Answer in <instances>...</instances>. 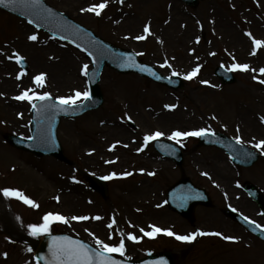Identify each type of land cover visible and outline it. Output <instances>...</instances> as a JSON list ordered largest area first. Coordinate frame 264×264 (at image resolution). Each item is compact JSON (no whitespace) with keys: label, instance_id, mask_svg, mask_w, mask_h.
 I'll list each match as a JSON object with an SVG mask.
<instances>
[{"label":"rangeland","instance_id":"1","mask_svg":"<svg viewBox=\"0 0 264 264\" xmlns=\"http://www.w3.org/2000/svg\"><path fill=\"white\" fill-rule=\"evenodd\" d=\"M45 1L91 28L106 41L135 51L140 61L154 66L165 76L182 77L184 83L181 89L172 90L136 74H119L106 66L99 82L104 98L102 105L73 119L62 118L58 125L57 135L66 162L16 150L6 142L5 134L29 137L31 117L30 104L26 102L20 106L23 100L16 97L26 90L28 94L48 92L55 98L74 96L75 91H88L86 75L82 74L81 68L87 64L88 71L91 66L87 58L70 44L0 12V74L1 77L7 74L8 81H15L14 86L8 89L2 88L0 82V142L5 148L0 151V189H17L37 205L33 207L16 196L6 197L0 192L12 223L34 240L29 243L19 240L0 222V264H39L33 257L32 247L42 235L52 231L68 232L96 247L94 237L106 243H119L123 238L124 256L113 253L121 258H137L154 251L170 250L176 264H264V243L226 216L223 210L229 206L264 226V214L241 188L244 182H251L264 197V148L257 150L254 147L256 141L264 139V122L260 119L264 117V84L259 82L264 79V73L259 71L264 68V43L257 47L255 54H252L253 47L249 46L238 53L236 49L243 42L229 40L223 35L225 27L226 31L251 33L247 37L252 44L253 39L264 41V0H199L194 7L180 0H106L99 16L81 9L105 0ZM217 13L224 21L221 25L217 23ZM145 24L149 25V33L143 31ZM32 34L37 36L35 41L28 39ZM136 36L145 38L137 40ZM16 54L26 61V72L15 62ZM165 60L171 67L164 65ZM234 63L247 64L249 68L232 69ZM197 64L200 66L197 74L186 79V74ZM218 65L232 69L236 82L221 85L213 74ZM17 72L20 76L16 75ZM42 72L45 73L44 82L38 85L33 77ZM160 98L176 107L167 112L155 109ZM7 99L12 100V104ZM81 100L82 97L76 102ZM105 117L114 118L119 128L138 142L140 158H149L154 153L152 143L157 138L145 143L146 134L162 131L164 137L169 138L173 130L198 128H207L232 138L239 135L241 143L258 152L260 157L254 166L242 168L234 165L222 150L198 146V137L189 136L181 138V143L173 140L183 153L180 167L164 159L168 162L167 168L150 170L144 167L145 175H140L136 165L127 164L125 173L130 175L113 176L107 167L103 170L93 162L83 167L74 152L79 143L80 148L92 146L90 149L96 155L97 148L91 135ZM104 137L105 142L122 140L113 131ZM129 138L124 142L127 143ZM114 152L117 153V149ZM215 155H222L230 168L232 185L228 189L222 187L223 191L217 188L214 174L205 161ZM61 172H68L72 180L84 183L89 200L82 204L90 205L89 208L78 207L69 212L59 203L55 185L58 182L56 175ZM182 175L205 188L212 200L210 206H196L191 219L183 218L165 203L166 188ZM105 176L111 178L104 179L106 192L101 195L90 186L89 179ZM140 180L148 182L156 190L154 209L160 213H153L154 209L149 207L138 214L129 207L135 196L126 193L125 189ZM233 193L240 198H233ZM48 212L58 213L66 219L70 215L87 216L88 219L67 220V223L53 221L49 232L30 235L28 225L43 223L42 218ZM110 223L111 228L108 227ZM151 225L170 229L178 235L197 229L222 235H200L191 241H180L164 233L145 236L140 229L151 231ZM129 232L140 239L129 240ZM223 236L237 239L224 240Z\"/></svg>","mask_w":264,"mask_h":264},{"label":"water","instance_id":"2","mask_svg":"<svg viewBox=\"0 0 264 264\" xmlns=\"http://www.w3.org/2000/svg\"><path fill=\"white\" fill-rule=\"evenodd\" d=\"M184 1L189 4H194L196 0ZM0 6L4 7L3 5ZM4 8L22 16H25L34 25L42 27L53 34H57L60 37L71 41L74 45L84 50L93 63V68L88 73L89 87L91 92L90 99L86 100L83 104L77 106H61L60 108H57L58 104L54 102H48L47 100L43 101L42 108L37 107L34 111V118L32 122L33 139L21 140L18 138L15 139L13 137L9 139L18 147L24 148L26 150H31L32 152L37 154L52 153L59 158H63L61 148L57 142L55 134L59 118L61 115H77L79 113H82L86 109L95 108L99 106V104H101L102 96L97 86V81L99 78L100 71L106 63H109L110 66L114 67L120 72L130 70L138 71L143 75H149L157 81L166 82L163 78L159 77L156 72V75H152L151 72L140 71L139 67L137 66H126L129 61L133 62L134 65L142 64H139L136 61L135 55L131 52L119 50L113 47L112 45L104 42L92 31L78 25L65 15L55 11L54 9L46 5L42 0H40L39 5H33L30 0H22V2L18 5H13L11 7ZM46 9H51V13L46 12ZM48 18L52 19L53 22L48 20ZM89 52H91L92 55H89ZM147 67L150 68L152 72H154L151 67ZM224 81H231V78H225ZM210 136L211 135L208 134L205 137ZM216 136L224 139V137L221 135ZM226 140L231 142V140L229 139ZM209 143L212 142L207 141L204 137L200 141V144ZM255 159V156H251L248 158L234 156V161L243 165H250L255 161ZM178 163H180V158L178 159ZM249 190L256 197L254 187L252 188L250 185ZM167 201L172 208L178 210L184 216H190L193 207L197 203H209V200L205 195L204 190L193 187L187 179H182L175 186L173 191L168 194ZM239 221L246 225L248 229H250L252 232L264 239V232L256 229L255 227L250 226L249 224H246L243 220ZM54 236H66L71 238L70 236L65 234L46 236L36 253V257L43 264H48V261L51 259L49 244L51 242V238ZM71 239L77 240L78 238ZM161 258L166 261V264H174L173 256L170 252L151 254L148 257L142 258L139 261L121 260L116 258L114 259L122 261L123 264H157V262Z\"/></svg>","mask_w":264,"mask_h":264},{"label":"bare ground","instance_id":"3","mask_svg":"<svg viewBox=\"0 0 264 264\" xmlns=\"http://www.w3.org/2000/svg\"><path fill=\"white\" fill-rule=\"evenodd\" d=\"M218 18L217 23L219 25L223 24L222 16L217 13ZM264 18V15H262ZM227 36L229 40H233L236 42H243L242 46L239 49H236L238 53H241V50H247V47H253L252 42L248 41L246 33H238L235 30L228 29L226 31L225 27H223V35ZM238 47V46H237ZM4 77H1L2 88L8 89L14 86V82L8 81L7 74H3ZM59 82V81H58ZM59 83H62L61 81ZM17 87V86H16ZM8 102L12 104V100L7 99ZM169 104L165 98H160L157 100L155 109H160L162 111L170 110L169 108H165L164 106ZM25 105L24 102L20 103V106ZM245 108V107H244ZM13 112V111H12ZM159 112L155 111V113ZM170 112V111H169ZM13 116L18 117L17 114L13 113ZM111 131L115 132V136H119L122 140H111L105 142L104 135L109 134ZM112 134V133H111ZM110 134V135H111ZM127 136V137H126ZM161 136V139H169ZM104 137V138H103ZM125 138H129V135L125 132V130L119 128L116 123V120L112 117H105L100 125L94 130L91 135V140L96 144L97 153L95 155V151L90 149L92 146L85 145L81 147L77 144L74 149L75 154L78 155L79 159L82 161L83 167L87 166L88 162H93L97 167L103 168V170L108 169L110 175L115 173L116 175L124 174L126 170L127 164H132L137 166V172L140 175H145L144 171H141L142 168H149L150 170H159L168 167V162L164 161V158L158 156L156 153H152L149 158H140L141 148L138 146V142L134 139L129 138L128 142ZM134 140V141H133ZM134 142V143H133ZM120 147V148H119ZM117 149V153H115V149ZM140 149V151H137ZM163 160V161H162ZM166 160V159H165ZM206 163L208 164L211 172L214 174V180L216 181V186L219 190L223 191L224 189H228L231 187L232 183L230 168L224 162V158L222 155H215L212 158H206ZM114 175V176H116ZM57 183L55 185V189H57L58 200L59 203L67 209L69 212L78 209V207L85 208L83 205L85 201L89 200V197L86 194V189L84 187V183L81 180H72L71 176L68 172L57 173ZM223 187V188H222ZM147 191V197H146ZM126 193H131L132 196H135L133 199V204H130L129 207L134 209L135 213H142L145 210L143 208L152 207L156 208L157 197L156 190L146 181H137L132 184L130 187L125 189ZM136 193V194H134ZM231 194V193H230ZM233 198L239 199L240 196L233 193ZM226 198H229L228 196ZM90 206V205H89ZM89 206H87L89 208ZM156 209H154L155 213ZM160 213L159 211H156ZM165 213L162 212L161 216L164 217ZM70 215V214H69ZM80 216V215H77ZM217 218V215L214 216ZM67 220H72L71 215L67 218ZM206 220H209L206 217ZM0 222L4 225L8 231L15 233V237L21 241L26 243L34 242L32 238L25 232L20 229L16 225H14L11 221V218L8 214V209L6 202L3 201L0 196Z\"/></svg>","mask_w":264,"mask_h":264},{"label":"snow or ice","instance_id":"4","mask_svg":"<svg viewBox=\"0 0 264 264\" xmlns=\"http://www.w3.org/2000/svg\"><path fill=\"white\" fill-rule=\"evenodd\" d=\"M22 0H0V5H3L4 7H11L13 5H18L21 3ZM30 2L33 5H39L40 0H30ZM122 2V0H121ZM106 6V0L105 2L99 3V4H92L90 5L87 9L82 8L81 11H88V12H94L97 16L101 15V9H103ZM48 13H51V9H46L45 10ZM31 23V21H29ZM199 23V21H198ZM144 33H149V25L145 24ZM247 35L251 36V33H246ZM144 36H136L135 39L137 40H142L144 39ZM28 39L31 41H35L37 39V36L35 34L29 35ZM197 41H199V37L196 38ZM264 41H261L259 39H253V49H252V54H255L256 49L258 46H260ZM191 51V50H190ZM89 55H92L91 52H89ZM11 58V57H9ZM15 59L17 63H20L21 60L23 59L19 54L15 55ZM164 65H167L168 67H171V65L168 64L167 60H165ZM164 65H161L162 67ZM126 66H137L139 67L140 71H148L151 72L152 75H156L155 72H152L150 68L144 65H134L133 62L129 61V63ZM199 65L197 64L196 67H194L191 71H189L186 74V79H192L196 74L199 69ZM232 69H241V70H247L249 68V65L247 64H238L234 63L231 65ZM87 69L88 65L85 64L81 68L82 74L87 75ZM259 71L261 73H264V68H260ZM175 74V73H174ZM45 78V73H40L37 76L33 77L34 81L37 84L42 85L44 82ZM159 78V77H158ZM253 79H256V77H253ZM261 84H264V79L259 81ZM201 83H208V81H201ZM83 97L84 99H90L89 92L87 90L81 92V91H75L74 96H60L57 97L59 104L60 105H75L77 98ZM50 98V93L48 92H43L40 95H35L31 96L28 94V91H23L20 93L19 96L16 97L18 100H29L32 101L33 99H38L41 101H46L49 100ZM32 107L35 109L37 108V105L35 103L32 104ZM165 108H175V104H166L164 106ZM261 121L264 122V117H260ZM210 133V129L207 128H198L194 129L191 131H179V130H173L169 136V139L175 140L177 143H181V138H187L189 136H195V137H200V136H206ZM165 135L164 132L162 131H155L152 132L151 134H146L144 136V141L147 143L150 140L156 139L158 137H161ZM212 135H215V133H212ZM29 140H32L33 137L29 136ZM235 141L237 144L241 143V137L239 135H236L234 137ZM254 147L257 150H260L264 148V139L258 140L255 142ZM137 151H140V149H137ZM264 154V153H262ZM246 156L250 157L253 155V153H245ZM143 171V170H141ZM111 175H116L115 173H112ZM123 175H130V173H124ZM149 175H153V173H149ZM207 175V173H205ZM111 178L110 176H105L102 177V179H109ZM0 192L3 193L4 196H16L20 199H22L25 203L30 204L33 207H36L37 205L35 204L34 201L30 200L28 197L24 196L23 193L18 191L17 189L14 188H3L0 189ZM159 207V205H158ZM94 219H100V217H93ZM43 223L40 224H29L28 228L30 229V235L36 236L40 233H47L49 232V227L50 224L53 221H60L67 223V219L58 214V213H52L48 212L43 216ZM72 220L74 221H82V220H87V216H72ZM245 220H247V217H244ZM115 221H113L114 223ZM253 224H255V221H252ZM108 227L111 228L112 224H108ZM151 231H145L143 228L140 229L141 232L144 233L145 236L148 237H154L157 233L163 232L164 234L168 236H175L177 240L180 241H191L195 239L197 236L200 235H215V236H221L222 234L220 232H215V233H205L202 232L200 229H197L196 231L190 232L186 235H178L171 231L170 229H162L159 228L155 225H151ZM259 227V225H257ZM87 231V229H85ZM127 238L132 241H138L140 237L133 235L131 232L127 234ZM95 244L98 247H92L82 240H72L69 237H52L51 242L49 244V251L51 253V259L48 261V264H123L122 261L114 259L110 254L111 253H118L120 256H124L125 254V243L123 238L120 239L119 243H106L104 240H101L99 238H95ZM109 239L111 240V234L109 235ZM224 240H235L237 239L236 237L233 236H223ZM157 264H166V261L161 258Z\"/></svg>","mask_w":264,"mask_h":264}]
</instances>
